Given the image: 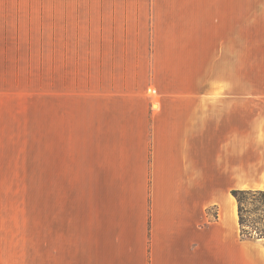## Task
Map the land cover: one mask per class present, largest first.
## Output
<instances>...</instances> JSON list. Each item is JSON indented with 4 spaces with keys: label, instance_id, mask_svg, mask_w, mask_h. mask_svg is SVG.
<instances>
[{
    "label": "crops",
    "instance_id": "0c3cea01",
    "mask_svg": "<svg viewBox=\"0 0 264 264\" xmlns=\"http://www.w3.org/2000/svg\"><path fill=\"white\" fill-rule=\"evenodd\" d=\"M11 2L0 0V69L46 56L77 88L84 174L65 175L63 112L53 175L0 176V264H264V237L241 235L231 194L264 190L247 0H48L64 11L43 36L38 1L15 22Z\"/></svg>",
    "mask_w": 264,
    "mask_h": 264
},
{
    "label": "rangeland",
    "instance_id": "374dc122",
    "mask_svg": "<svg viewBox=\"0 0 264 264\" xmlns=\"http://www.w3.org/2000/svg\"><path fill=\"white\" fill-rule=\"evenodd\" d=\"M7 1H12L8 9H5L9 15L7 19L15 22L17 20L14 18L20 15L19 18L22 21H28L30 15L28 2L32 0ZM33 1H38L36 3L38 9L32 24L39 26V34L43 36V31L48 33L47 29H50L48 25L52 24L54 16H56V23L59 24L64 10L42 8V2L47 5L48 0ZM56 1L62 5V0ZM19 6L21 9L18 8ZM74 17V15L71 16L69 28L72 31L74 29L78 31L77 19ZM26 28H21L24 35ZM70 29H68L69 35L74 36ZM60 30L61 26L56 25V31ZM247 34V81L248 83L259 82L264 86V0H247ZM5 61V58L1 61L4 66L0 69V176L47 177L53 175L52 119L55 117V144L58 139L59 148H62L63 112L66 116L65 175L84 174L83 168H80V154L81 148H84L82 140L85 107L79 101L77 88H70L68 85L64 89L63 71L60 70L54 74L49 58L46 56H23L21 62H16L15 67L11 69L10 67L6 69ZM67 80L77 82L76 77L69 76ZM262 102L264 104V99ZM89 108L93 110V106ZM58 115L60 119L58 125L61 128L58 129L60 131L57 135ZM262 139L264 142V120ZM250 143L248 141V145L252 146ZM248 155L251 159L254 156V150L248 149ZM61 173L62 170L59 175ZM243 207L247 226L245 229L250 232L251 238L259 237L258 231L263 228L262 220H260L263 215L262 206L248 196L243 200Z\"/></svg>",
    "mask_w": 264,
    "mask_h": 264
},
{
    "label": "trees",
    "instance_id": "16d2710c",
    "mask_svg": "<svg viewBox=\"0 0 264 264\" xmlns=\"http://www.w3.org/2000/svg\"><path fill=\"white\" fill-rule=\"evenodd\" d=\"M231 194L235 197L238 206V222L240 226V232L242 236L250 237V232H248L245 228L246 226V219L244 216V207H243V200L248 196L251 197L252 201L259 203L262 206L263 215H261L260 220H262L263 228L260 229L259 237H264V190H240V189H232Z\"/></svg>",
    "mask_w": 264,
    "mask_h": 264
}]
</instances>
